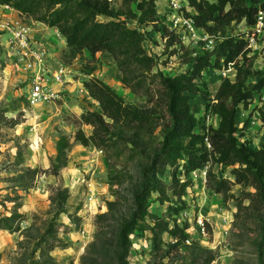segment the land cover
I'll use <instances>...</instances> for the list:
<instances>
[{"label":"trees","instance_id":"16d2710c","mask_svg":"<svg viewBox=\"0 0 264 264\" xmlns=\"http://www.w3.org/2000/svg\"><path fill=\"white\" fill-rule=\"evenodd\" d=\"M156 1L121 0L119 7L110 0H0V4L56 29L75 54L83 50L90 55L106 52L115 61L120 82L145 97V106L138 108L97 77L80 83L99 109L81 112L79 121L90 126L91 132L77 129L74 140L100 149L110 171L116 162L138 164L139 183L131 196V210L119 229L121 248L129 247L131 235L144 232L150 233L153 252L160 258L184 243L189 238L188 223L179 224L174 216L188 207L184 196L193 186L188 175L202 167H206L205 188L221 194L223 201L235 202L234 220L247 217L246 211L259 215L260 244L264 246V142L258 148L250 147L243 133L245 124L239 127L236 122L238 108L247 109L254 93L264 88V72L253 69L244 34L229 33L235 24H254L258 9L264 10V0H185L192 10L183 9L185 17L213 38L210 49L198 50L184 46L177 33L162 23ZM147 27L162 31V37L169 33L164 37V49L172 48L169 55L177 54L184 69L164 74L158 68V57L143 47ZM228 65L235 71L234 79L222 77L211 92L203 71ZM251 77L257 79L251 82ZM193 96L203 100L201 116L193 111ZM209 114L216 116L215 125L205 123ZM17 123L13 119L10 125ZM69 145L64 135L58 138L49 174H58ZM37 172L47 171L27 170L31 176ZM112 178L122 181L118 176ZM236 185L240 189L231 193ZM154 194L166 203L160 215L149 210ZM18 216L1 217L0 228L12 230ZM204 225L208 228L206 222ZM41 242L49 251L57 246L66 248V243H53L47 237ZM193 244L205 254L201 264H212L215 253Z\"/></svg>","mask_w":264,"mask_h":264},{"label":"rangeland","instance_id":"374dc122","mask_svg":"<svg viewBox=\"0 0 264 264\" xmlns=\"http://www.w3.org/2000/svg\"><path fill=\"white\" fill-rule=\"evenodd\" d=\"M110 1L115 7L121 4V0ZM177 2L178 8L173 9L168 0L156 1L162 23L173 29L189 49H210L213 38H207V34L196 29L191 22L188 24L180 9L192 10L185 0ZM16 13L43 47H64L60 63L74 68V72L71 70L73 80L97 77L110 85L125 102L138 108L145 106L144 96L132 92L120 82L115 61L109 54L97 51L90 55L86 50L75 54L61 44L56 29ZM248 29L249 26L241 22L233 25L229 33L244 34ZM146 30L148 34L143 47L147 53L158 57V68L164 74L184 69L185 64L177 54L169 55L172 48L164 49V37L169 33L162 37V31H151L150 27ZM8 37L9 33L0 25V218L11 214L19 216L12 230L0 228V264H35V261L49 264H201L205 254L193 242L215 253L212 264H264L259 215L246 211L247 217L234 220L235 202L223 201L221 194L205 188L203 171L206 167L188 175L193 181L184 196L188 207L174 216L179 224L188 223L189 238L184 243L160 258L153 252L150 233L144 232L131 235L129 247L121 248L119 229L131 210V196L139 183L138 164L116 162L110 171L100 149L83 146L74 140L77 129L86 134L91 132L90 126L79 121L81 112L99 109L96 101L84 92L74 90L54 103L29 105L25 98L27 73L8 54ZM199 41L203 44L200 45ZM251 57L253 69L264 72V50L252 52ZM53 62H56L55 58L48 59L46 64L50 68L57 67ZM234 74L233 68L203 71L211 92L222 77L233 80ZM256 79L251 77L250 81ZM190 102L196 115L201 116L203 100L193 96ZM262 114L264 112L253 101L247 109L239 107L236 112L237 125L245 124L244 137L252 148H258L264 142ZM13 119L18 123L10 125ZM205 123L215 125L216 116L207 115ZM61 135L69 140L70 145L64 164L57 175H52L48 168L55 162L56 142ZM33 168L46 169L47 172L31 176L27 170ZM114 176L122 181L117 183L112 178ZM237 189L240 186H234L230 192L236 193ZM155 198L156 194L151 198L149 210L160 215L166 203ZM243 203L247 204V201ZM198 219H201L203 232ZM43 237L53 243H66V248L57 246L49 251L42 247Z\"/></svg>","mask_w":264,"mask_h":264},{"label":"built area","instance_id":"2783aa9c","mask_svg":"<svg viewBox=\"0 0 264 264\" xmlns=\"http://www.w3.org/2000/svg\"><path fill=\"white\" fill-rule=\"evenodd\" d=\"M173 9L178 8V0H168ZM4 7H9L4 5ZM183 12V9H180ZM188 24L192 21L185 18ZM193 24V23H192ZM2 29L9 33L6 40L8 54L14 59L17 65L27 73L26 101L29 105L62 100L65 97L64 85L69 83L71 70L65 64L50 68L46 64L47 50L42 44L34 41L30 35L29 27L22 22L21 17H8L1 23ZM190 26V25H189ZM249 55L258 50H264V10L258 9L256 22L249 25V29L243 35ZM208 38V37H207ZM210 41V40H209ZM213 40L210 41L212 45ZM232 68L230 65L227 68ZM83 92V88H78ZM252 101L264 112V88L254 93ZM242 114V113H241ZM206 170L203 171L205 176ZM198 224L203 232L201 219Z\"/></svg>","mask_w":264,"mask_h":264},{"label":"crops","instance_id":"0c3cea01","mask_svg":"<svg viewBox=\"0 0 264 264\" xmlns=\"http://www.w3.org/2000/svg\"><path fill=\"white\" fill-rule=\"evenodd\" d=\"M12 15H17V13H16V11L15 10H13L12 8H10V7H4V5H1L0 4V21H1V23L6 19V18H8V17H12ZM17 16H19V15H17ZM1 25V24H0ZM53 29V28H52ZM35 30H38V29H35ZM53 30H55V29H53ZM34 34V33H33ZM30 35H31V37L34 39V41H36L35 40V37H34V35H32L31 33H30ZM58 36H60V38H61V41L63 42V43H61V44H65V42H64V39H63V37L61 36V35H58ZM36 42H38V41H36ZM38 43H40V42H38ZM41 44V43H40ZM48 46V45H47ZM51 48H50V47ZM48 47H45V49L47 50V55H46V61L48 60V59H50L51 61H52V58L54 59L55 58V60H56V62H53V63H55L57 66L58 65H60V64H65V63H60L61 62V60H60V58H61V56H62V49L64 48V47H61L60 49H55V48H53V46L52 45H49ZM65 46V45H64ZM53 49V50H52ZM67 65V64H66ZM68 66V65H67ZM69 67V66H68ZM70 68V70H73V72H74V68L73 67H69ZM80 83H81V81H79V80H73L72 79V74H71V77H70V79H69V83H67V84H65L64 85V91H65V94L66 93H68V92H71V91H74V90H76V91H78V88L80 87ZM84 92V91H83Z\"/></svg>","mask_w":264,"mask_h":264},{"label":"bare ground","instance_id":"6f19581e","mask_svg":"<svg viewBox=\"0 0 264 264\" xmlns=\"http://www.w3.org/2000/svg\"><path fill=\"white\" fill-rule=\"evenodd\" d=\"M192 24V23H191ZM197 29V28H196Z\"/></svg>","mask_w":264,"mask_h":264}]
</instances>
